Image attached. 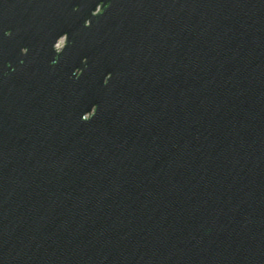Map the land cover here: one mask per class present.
Segmentation results:
<instances>
[{"label": "water", "instance_id": "95a60500", "mask_svg": "<svg viewBox=\"0 0 264 264\" xmlns=\"http://www.w3.org/2000/svg\"><path fill=\"white\" fill-rule=\"evenodd\" d=\"M0 264H264V0H0Z\"/></svg>", "mask_w": 264, "mask_h": 264}, {"label": "rangeland", "instance_id": "374dc122", "mask_svg": "<svg viewBox=\"0 0 264 264\" xmlns=\"http://www.w3.org/2000/svg\"><path fill=\"white\" fill-rule=\"evenodd\" d=\"M59 43L61 44L62 43V40Z\"/></svg>", "mask_w": 264, "mask_h": 264}]
</instances>
